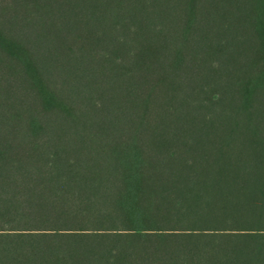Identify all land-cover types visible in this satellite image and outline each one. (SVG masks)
<instances>
[{"label": "trees", "instance_id": "obj_1", "mask_svg": "<svg viewBox=\"0 0 264 264\" xmlns=\"http://www.w3.org/2000/svg\"><path fill=\"white\" fill-rule=\"evenodd\" d=\"M0 264H264V0H0Z\"/></svg>", "mask_w": 264, "mask_h": 264}]
</instances>
